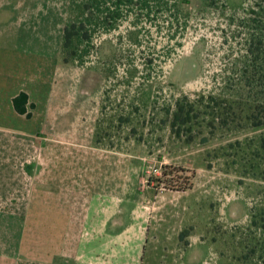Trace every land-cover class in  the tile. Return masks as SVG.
<instances>
[{
    "label": "rangeland",
    "instance_id": "rangeland-1",
    "mask_svg": "<svg viewBox=\"0 0 264 264\" xmlns=\"http://www.w3.org/2000/svg\"><path fill=\"white\" fill-rule=\"evenodd\" d=\"M14 2L57 7L64 27L71 16L70 0ZM152 7L96 36L81 67L99 82L101 146L125 174L132 248L115 264H264V126L236 95L264 0ZM179 104L193 118L173 128Z\"/></svg>",
    "mask_w": 264,
    "mask_h": 264
},
{
    "label": "crops",
    "instance_id": "crops-1",
    "mask_svg": "<svg viewBox=\"0 0 264 264\" xmlns=\"http://www.w3.org/2000/svg\"><path fill=\"white\" fill-rule=\"evenodd\" d=\"M52 10L0 0V264H115L132 248L125 174L101 146L99 82L65 63Z\"/></svg>",
    "mask_w": 264,
    "mask_h": 264
},
{
    "label": "trees",
    "instance_id": "trees-1",
    "mask_svg": "<svg viewBox=\"0 0 264 264\" xmlns=\"http://www.w3.org/2000/svg\"><path fill=\"white\" fill-rule=\"evenodd\" d=\"M178 1L183 0H70L71 16L63 29L62 54L65 63L82 67L94 48L95 37L116 29L129 12L138 9L141 13H148L152 11V6L166 7ZM251 27L254 34L251 35L240 77L244 87H239L236 95L252 102L253 112L249 119L254 127L260 128L264 126V17L251 20ZM13 104L18 113L31 118L34 106L29 105V97L25 93L18 95ZM193 111L192 104H179L172 127L190 124Z\"/></svg>",
    "mask_w": 264,
    "mask_h": 264
}]
</instances>
